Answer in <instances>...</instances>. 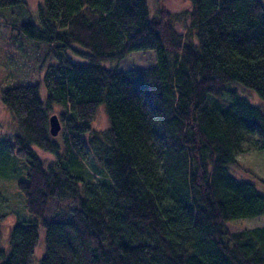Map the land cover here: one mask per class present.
Here are the masks:
<instances>
[{
    "label": "trees",
    "instance_id": "trees-1",
    "mask_svg": "<svg viewBox=\"0 0 264 264\" xmlns=\"http://www.w3.org/2000/svg\"><path fill=\"white\" fill-rule=\"evenodd\" d=\"M185 1L187 43L146 0H42L40 25L23 26L49 52L38 84L1 87L0 100L17 122L8 142L28 165L18 189L33 220L10 228L0 264H32L40 229V264H264V227L226 226L264 215V179L238 159L246 144L264 150V107L242 94L264 102V0ZM145 51L156 66L101 65Z\"/></svg>",
    "mask_w": 264,
    "mask_h": 264
},
{
    "label": "rangeland",
    "instance_id": "rangeland-1",
    "mask_svg": "<svg viewBox=\"0 0 264 264\" xmlns=\"http://www.w3.org/2000/svg\"><path fill=\"white\" fill-rule=\"evenodd\" d=\"M151 16L159 9H166L177 20L176 29L182 36L185 43L193 41L194 34L188 30L190 4L185 0H146ZM42 0H24L23 3L0 9V88L20 85H35L39 82V65L45 58L43 50L49 46L41 41L32 39L23 29L24 25L35 23L40 25L38 11ZM5 10V11H3ZM36 49V50H35ZM38 50V51H37ZM41 55L40 58H36ZM76 61L84 62V59L74 57ZM156 53L154 51L133 52L121 61L110 60L101 63L103 67L113 68L118 71H129L133 69L149 68L156 66ZM242 94L249 97L254 105L264 107L255 94L242 91ZM45 98V97H44ZM51 114H59L62 109L53 105ZM108 126L105 105L99 106L96 117L92 123L95 131L103 132ZM18 131L17 122L13 114L4 106L0 100V245L8 251L9 230L18 223L31 221L33 217L27 211L25 198L18 189V182L26 178L28 165L26 161L18 158L10 147L8 140H11L14 133ZM87 138V135H85ZM248 144L244 145V151L238 156L240 163L251 167L256 174L264 179V150H249ZM36 152L45 163L52 162L55 156L43 153L36 149ZM90 177L96 181H106L105 175L92 163H87L86 168ZM233 173L242 174L234 169ZM260 190L264 194V184H260ZM231 232L245 228L264 227V215L243 218L227 223ZM45 232L40 229L35 253L32 257V264H40L44 253Z\"/></svg>",
    "mask_w": 264,
    "mask_h": 264
},
{
    "label": "water",
    "instance_id": "water-1",
    "mask_svg": "<svg viewBox=\"0 0 264 264\" xmlns=\"http://www.w3.org/2000/svg\"><path fill=\"white\" fill-rule=\"evenodd\" d=\"M50 133L53 137H57L62 129L58 115L53 114L49 118Z\"/></svg>",
    "mask_w": 264,
    "mask_h": 264
}]
</instances>
